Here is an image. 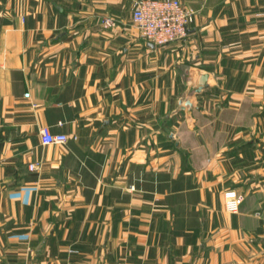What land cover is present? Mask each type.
Returning <instances> with one entry per match:
<instances>
[{"label": "crops", "instance_id": "obj_1", "mask_svg": "<svg viewBox=\"0 0 264 264\" xmlns=\"http://www.w3.org/2000/svg\"><path fill=\"white\" fill-rule=\"evenodd\" d=\"M134 1L0 0V264H264V0Z\"/></svg>", "mask_w": 264, "mask_h": 264}, {"label": "built area", "instance_id": "obj_2", "mask_svg": "<svg viewBox=\"0 0 264 264\" xmlns=\"http://www.w3.org/2000/svg\"><path fill=\"white\" fill-rule=\"evenodd\" d=\"M132 20L142 39L157 47H164L187 39L190 26L195 21V11L180 0H135ZM102 23L105 28L116 26V22L109 17L103 19ZM40 138L43 146L66 145L70 140L68 135L54 134L48 127L41 129ZM37 167L34 163L29 165L31 171ZM242 201L243 195L237 190L228 189L224 192L227 213L237 214Z\"/></svg>", "mask_w": 264, "mask_h": 264}, {"label": "water", "instance_id": "obj_3", "mask_svg": "<svg viewBox=\"0 0 264 264\" xmlns=\"http://www.w3.org/2000/svg\"><path fill=\"white\" fill-rule=\"evenodd\" d=\"M192 107H193L192 101L181 102L180 110H186V109L192 108Z\"/></svg>", "mask_w": 264, "mask_h": 264}]
</instances>
